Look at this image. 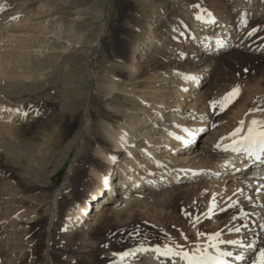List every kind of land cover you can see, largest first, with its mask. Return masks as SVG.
Wrapping results in <instances>:
<instances>
[{"label":"rangeland","instance_id":"obj_1","mask_svg":"<svg viewBox=\"0 0 264 264\" xmlns=\"http://www.w3.org/2000/svg\"><path fill=\"white\" fill-rule=\"evenodd\" d=\"M11 2L23 24L3 34L24 37L10 40L14 52L0 57V214L10 216L0 232L1 263L123 264L131 254L157 246L177 251L219 231L230 210H213L219 181L203 175L156 188L122 210L100 211L85 230L72 211L87 197L84 170L105 122L144 132L136 139L144 146L148 133L156 149L161 126L154 115L180 118L183 133L201 123L183 116L192 104L213 114L195 149L213 129L233 132L235 111L264 108V0ZM206 9L223 28L224 44L213 52L204 48L207 33L197 20ZM195 71L193 89L187 77ZM236 87L221 110V98ZM122 253L128 255H116Z\"/></svg>","mask_w":264,"mask_h":264},{"label":"bare ground","instance_id":"obj_2","mask_svg":"<svg viewBox=\"0 0 264 264\" xmlns=\"http://www.w3.org/2000/svg\"><path fill=\"white\" fill-rule=\"evenodd\" d=\"M18 13V9L14 8L10 0H0V57L10 56L14 52H11L12 48L9 47L10 40H22L21 37H24L17 34L18 32L4 35L6 29L23 24L17 20ZM198 15L199 26H202L200 31L205 29L207 33L203 39L204 48L209 52L222 48L224 44L221 36L223 28H221L217 15L210 9H206ZM213 20L215 21L213 22ZM215 30L217 32L214 35H208L209 31ZM191 43L190 49H195L194 41ZM139 60L143 59L140 58ZM199 77L198 71L190 73L187 77L191 80L193 89L198 85ZM170 83H174V81H170ZM204 93L203 90L199 91V100L203 99ZM193 95L195 94L193 93ZM156 106L164 105L156 104ZM1 107L0 114L3 108ZM185 107L187 110L183 112L187 113L184 115L181 106L180 109L177 108L176 112L181 113L185 118L199 119L201 117L200 125L192 126L187 130L184 129L182 133L179 131L184 126L183 122L179 123L182 120L175 118V115L167 111L159 110L153 117V124H159L156 120V117H159V125L161 126V131L158 132L159 134L157 133L161 140L156 149L151 147L152 138L149 137L148 133L143 138L148 145L144 146L136 141V139L140 140L138 136L144 132L134 134L139 131L133 132V127L131 129L126 128L122 122H105L97 137L98 142L92 146L91 160L84 170L85 177L89 181L87 197L83 204H79L76 209L71 210L72 218L85 230V228L94 226L95 220L101 219L100 211H107L108 213L111 210L115 212L122 210L134 200L141 198L143 194H152L156 188L181 182L180 180H198V175L208 178L214 177L215 179L212 180L219 181L217 183L220 187H217L216 191L210 195L211 207L213 210L226 207L230 213L223 219L221 218L219 231H215L216 233L214 232L207 237H196L191 243H186L177 251H188L191 254L199 248L200 252L219 258L218 261H209V264H251L252 259L255 258V253L258 252L264 241V154L253 155L247 151H234L231 148L225 150V146L232 143V138L225 139V137L230 136V133L221 134V128L213 129L202 135L203 143L194 149L198 146L196 143L197 132L200 133L210 126L211 122L209 123L208 120L213 114L210 115L202 107L200 109L192 107V104H186ZM14 115L11 112L8 119ZM253 118L264 119V111L254 113H249V110L245 111L244 109L235 111L233 129L238 127L240 120H244L246 132L247 126ZM212 125H215L214 119ZM153 134V132L150 133V136ZM243 134L241 133V135ZM218 143L221 144L220 148H217ZM138 154H142L144 159L137 156ZM171 154L173 157H168ZM220 175L222 177L218 178ZM106 189L108 194L104 196L102 192ZM91 199H94L93 209L90 208L89 204ZM1 202L0 197V204ZM9 218L10 216L2 217L0 214V232L4 226L3 223L7 222ZM200 218L202 217L198 218L193 224L194 226L199 223ZM235 229H239V231H235ZM210 237L214 238L210 239ZM227 240H236L239 243H220V241ZM211 244H215L216 247H211ZM249 245L253 247L249 248ZM157 248L161 251L167 249V247L157 246L141 253L131 254L123 264H186V261L180 256L174 254L161 255L160 252L156 251ZM227 252H231L232 255H221V253ZM237 255H243L245 259L237 260L235 258ZM1 261L0 259V264L3 263Z\"/></svg>","mask_w":264,"mask_h":264},{"label":"snow or ice","instance_id":"obj_3","mask_svg":"<svg viewBox=\"0 0 264 264\" xmlns=\"http://www.w3.org/2000/svg\"><path fill=\"white\" fill-rule=\"evenodd\" d=\"M255 31V30H253ZM251 34V33H250ZM239 88H233L229 93H226L221 101V110L227 105V103L231 102V100L238 95ZM213 105H216L218 102L213 101ZM257 111H264L261 108H253L249 109V113H254ZM245 121L240 120L238 122V127L230 133L229 137H225V139L232 138V143L230 145L225 146V150L231 148L234 151H247L252 153L253 155H260L264 154V119H257L253 118L249 122L247 126V130L245 132ZM241 133H244L241 135ZM221 144H217V148H220ZM235 231H239V229H235ZM198 235H203V233H198ZM218 235V234H217ZM214 237H210L212 239ZM220 243H227V244H238L239 241L236 240H227V241H220ZM211 247H216L215 244H211ZM249 248L253 247L252 245L248 246ZM156 251L160 252L161 255L168 256L170 254H174L176 256H180L186 264H209V261H218V257H213L210 255H206L204 252H200L199 248L196 251L192 252L191 254L188 251H174L172 248H167L166 250L161 251L159 248ZM200 254H197V253ZM120 255L121 258L123 256L128 255V253L116 254ZM221 255L231 256V252L221 253ZM237 260H243L245 257L243 255H237L235 257ZM251 264H264V248H260L258 252L255 253V258L252 259Z\"/></svg>","mask_w":264,"mask_h":264}]
</instances>
